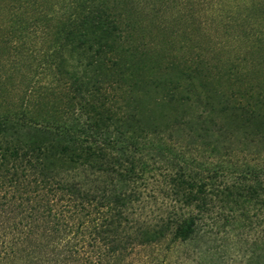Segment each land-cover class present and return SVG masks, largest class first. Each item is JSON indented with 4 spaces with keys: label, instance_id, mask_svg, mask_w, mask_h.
<instances>
[{
    "label": "trees",
    "instance_id": "obj_1",
    "mask_svg": "<svg viewBox=\"0 0 264 264\" xmlns=\"http://www.w3.org/2000/svg\"><path fill=\"white\" fill-rule=\"evenodd\" d=\"M61 1L72 48L60 47L57 102L0 113V264H127L137 251L194 240L212 188L203 171L180 165L162 174L173 203L165 217L144 220L137 210L153 156L169 163L165 137L185 132L178 122L158 125L142 107L156 82L120 72L124 18L116 8L126 0ZM191 86L179 101L208 105ZM199 110L188 114L186 134L227 149L235 127ZM263 174V164L246 170L252 185L241 197L264 205Z\"/></svg>",
    "mask_w": 264,
    "mask_h": 264
},
{
    "label": "rangeland",
    "instance_id": "obj_2",
    "mask_svg": "<svg viewBox=\"0 0 264 264\" xmlns=\"http://www.w3.org/2000/svg\"><path fill=\"white\" fill-rule=\"evenodd\" d=\"M63 9L61 0H0L1 114L57 102L52 92L64 81L58 64L72 48L61 30ZM116 11L124 18L120 72L156 82L142 107L158 125L178 122L185 132L165 137L169 163L153 156L155 172L139 184L138 213L156 221L170 211L162 175L169 169L187 165L213 178L197 237L137 251L127 264H264V205L241 197L252 185L246 170L264 165V0H126ZM191 84L208 105L179 101L191 95ZM198 108L235 127L229 149L186 134L188 114ZM244 135L256 141L244 143Z\"/></svg>",
    "mask_w": 264,
    "mask_h": 264
}]
</instances>
